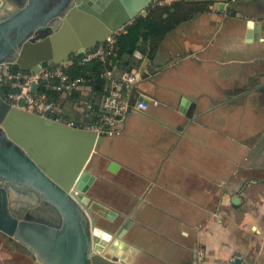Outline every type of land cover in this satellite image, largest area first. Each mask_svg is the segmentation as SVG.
Returning a JSON list of instances; mask_svg holds the SVG:
<instances>
[{"label":"crops","instance_id":"0c3cea01","mask_svg":"<svg viewBox=\"0 0 264 264\" xmlns=\"http://www.w3.org/2000/svg\"><path fill=\"white\" fill-rule=\"evenodd\" d=\"M185 1L208 9L112 68L135 67L131 102L147 106L96 145L82 194L99 228L123 232L128 264H264V0ZM80 97L63 108L76 125L95 112Z\"/></svg>","mask_w":264,"mask_h":264},{"label":"water","instance_id":"95a60500","mask_svg":"<svg viewBox=\"0 0 264 264\" xmlns=\"http://www.w3.org/2000/svg\"><path fill=\"white\" fill-rule=\"evenodd\" d=\"M154 1L0 0V64L28 70L84 54ZM246 35L250 41L252 31ZM103 137L12 107L0 89V233L35 264H128L119 252L123 232L99 228L82 194L87 162ZM10 190L25 191L37 205L13 213Z\"/></svg>","mask_w":264,"mask_h":264},{"label":"built area","instance_id":"2783aa9c","mask_svg":"<svg viewBox=\"0 0 264 264\" xmlns=\"http://www.w3.org/2000/svg\"><path fill=\"white\" fill-rule=\"evenodd\" d=\"M114 43L115 38L112 35L84 54L73 55L65 62L55 65H36L28 70H14L10 63H1L0 89H6L5 99L12 107L93 131L96 135L119 134L129 109L140 112L144 111L147 105L142 100L143 95L131 102L130 93L135 90L139 82L135 67L132 66L129 70L124 69L118 77L112 75L111 70L119 61L113 50ZM94 62L103 66V70L98 74L103 83V92L98 97L94 94V77L87 68ZM77 67L85 68V74H73V70ZM33 85H37L36 92L31 90ZM41 88L44 89L40 91ZM47 91L60 95L79 91L83 98L80 97L78 102L83 104L93 102L97 112L89 122L76 125L59 114V101L52 98ZM20 100H23L22 106H19Z\"/></svg>","mask_w":264,"mask_h":264},{"label":"trees","instance_id":"16d2710c","mask_svg":"<svg viewBox=\"0 0 264 264\" xmlns=\"http://www.w3.org/2000/svg\"><path fill=\"white\" fill-rule=\"evenodd\" d=\"M156 2L147 8L144 15L137 16L123 30H119L114 34L115 43L113 50L118 57L135 50L144 54H152L166 32L188 19L192 14L204 12L208 9V3L202 1L177 0L164 5H157ZM42 65L47 64L43 63ZM101 66L97 62L87 66L94 77L93 82L95 84L100 81L98 74L101 71ZM85 72V68L77 67L73 70V74H85ZM43 89L41 88L40 91ZM1 91L5 92L6 89L3 88ZM47 93L56 101H59V114L63 117H65L63 112L64 104L71 101V97L74 100L80 97L79 91H74L68 95H60L48 91ZM93 112H97L96 105H94Z\"/></svg>","mask_w":264,"mask_h":264},{"label":"rangeland","instance_id":"374dc122","mask_svg":"<svg viewBox=\"0 0 264 264\" xmlns=\"http://www.w3.org/2000/svg\"><path fill=\"white\" fill-rule=\"evenodd\" d=\"M36 205L37 201L35 198L25 191H9V207L13 213L18 212L20 208L22 210L23 208ZM15 250L18 252V247L14 243H9L8 237L0 233V260H4V257H6L11 261H21L19 264H33L30 259L18 256Z\"/></svg>","mask_w":264,"mask_h":264},{"label":"flooded vegetation","instance_id":"af4514ba","mask_svg":"<svg viewBox=\"0 0 264 264\" xmlns=\"http://www.w3.org/2000/svg\"><path fill=\"white\" fill-rule=\"evenodd\" d=\"M20 209H21V208H20ZM20 209H19V211L17 210L18 212H16L15 214H19L20 211H21ZM9 241H10V240H9ZM10 242H12V241H10ZM12 243H13V242H12ZM14 244H15L16 246L20 247V248L22 249L23 252H26V250H25L22 246L17 245L16 243H14ZM26 253H27V252H26ZM27 254H28V253H27Z\"/></svg>","mask_w":264,"mask_h":264}]
</instances>
